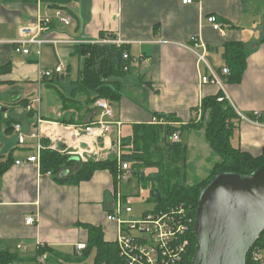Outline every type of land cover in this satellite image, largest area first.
<instances>
[{
  "label": "crops",
  "instance_id": "obj_1",
  "mask_svg": "<svg viewBox=\"0 0 264 264\" xmlns=\"http://www.w3.org/2000/svg\"><path fill=\"white\" fill-rule=\"evenodd\" d=\"M56 5L67 8L72 23L62 26L54 21L44 37L60 43L44 45L40 55L37 47L29 56L15 53L13 43L19 39L20 27L53 16ZM211 16L223 26L225 35L213 29L208 22ZM103 35L128 42L137 61L134 64L143 68L145 76L137 85L135 81L125 84L122 100L111 104L116 105L112 121L120 127L99 140L100 149H114L118 139L132 136L136 125L151 124L157 114L174 116L183 125L201 119L198 109L202 101L221 92L216 85L201 84L207 69L183 47L201 36L208 47V64L220 77L219 71L226 68L224 44L244 43L248 56L245 75L240 84L225 83V92L238 114L261 112L262 125L240 123L233 144L253 156L263 153L264 0H197L191 5L182 0H0V68H4L0 75V161H11L0 177V252L16 254L29 264L50 259L63 264L74 256L83 257L86 252H79L77 246L89 243L86 226L100 228L105 242H116L117 224L107 219L112 207L108 192L115 191V179L109 171H98L90 181L74 185L59 183L43 174L41 166L26 162L35 153L37 141L30 135L39 131V118L63 127L78 126L64 122L70 119L83 125L99 120L95 106L65 110L63 101L75 95L74 87L70 96L66 95L62 84L72 71V62L81 63L73 47L99 42L105 39ZM59 65L65 68L60 83L39 81L41 70ZM34 88L45 95L37 100L38 110L27 98ZM78 100L80 107L86 98L79 96ZM17 108L24 110L23 117L13 114ZM24 122L29 126L24 128ZM18 124L27 136L24 146L14 128ZM45 140L48 146L52 143ZM31 216L36 218L35 225L26 223ZM42 247H48L49 252L32 262Z\"/></svg>",
  "mask_w": 264,
  "mask_h": 264
},
{
  "label": "trees",
  "instance_id": "obj_2",
  "mask_svg": "<svg viewBox=\"0 0 264 264\" xmlns=\"http://www.w3.org/2000/svg\"><path fill=\"white\" fill-rule=\"evenodd\" d=\"M56 6V9L63 7ZM108 37L115 38L111 35ZM223 47L222 58L230 74L223 75V70H220L221 79L224 83L240 84L248 64L245 45L243 42H227ZM73 48V54L82 59L84 63L78 80L75 82L74 99L68 98L63 101L66 106L65 110L82 111L84 106H95L99 99H106L111 104L120 102L125 95L123 78L131 72L135 63L130 45L118 47L114 44L81 43ZM125 53L130 56L129 59H124ZM3 71L4 68H0V75ZM52 83H60V78H52ZM79 96L86 98L83 106L80 107ZM222 96L221 91L217 96L208 97L202 101L201 119L197 122L183 125L174 116L157 114L155 117L164 119L168 124L136 125L133 135L122 139V160L130 164L132 173L138 176L142 183L150 181L156 185L150 191L149 198V201L156 204V210H167L173 206L184 205L189 209L195 222L200 195L215 176L221 173H235L247 177L264 164V149L261 155L253 156L233 144L235 132L242 120L228 100L222 103L218 102ZM64 122L69 125H83L82 121L74 119ZM183 130H203L204 138L213 154L220 158L219 161L213 163L207 176L198 182H190L188 145L170 141V138L176 133L181 136ZM48 143V140H44L45 146H48ZM80 163L78 159L69 154H61L47 149L41 156V172L43 174L50 172L59 183L78 185L90 181L96 172L107 170L114 176L115 187L117 186V160H97L95 157H90L87 161H83L77 170L72 171L74 166ZM10 165V160L0 161V177ZM148 169L157 171L146 176ZM66 171L72 172L62 176ZM86 228L90 237L88 245L86 244V250H84L86 253L83 256L87 257L93 249H97L95 264H122L116 243L105 242L100 228L93 226H86ZM192 229L190 264L193 262L196 251L194 223ZM263 242L264 233L248 254L247 264H252V251ZM47 252H49L48 247L39 248L32 262H36ZM0 264H29V261L16 254L0 252Z\"/></svg>",
  "mask_w": 264,
  "mask_h": 264
},
{
  "label": "built area",
  "instance_id": "obj_3",
  "mask_svg": "<svg viewBox=\"0 0 264 264\" xmlns=\"http://www.w3.org/2000/svg\"><path fill=\"white\" fill-rule=\"evenodd\" d=\"M197 0H182L184 5H191ZM54 21L62 26H69L72 23V17L67 12L66 7L57 9L53 16L40 17L36 23L25 24L19 29V39L13 44L15 53L29 56L34 47L38 48V54H41V49L47 44H58V41L48 40L44 37L45 33L51 31ZM208 22L212 25L215 31L225 35L223 26L218 22L217 18L211 16ZM114 44L118 47L129 45L128 42L120 38H105L99 42ZM183 47L192 52L198 58V63L205 65L207 74L202 75L201 84H212L220 87L223 96L218 99L222 103L230 98L225 92V83L220 75L215 72L208 64L207 53L208 47L201 36H196L192 39L189 45ZM127 53L124 54V59H129ZM140 60V59H139ZM137 62V61H135ZM128 70V68H126ZM65 68L62 65L57 66L53 70H41L39 81L43 82L46 79L57 77L58 79L64 73ZM228 68L223 69V75H229ZM40 101V100H39ZM95 107L98 109L100 118L98 121L91 122L88 125H78L71 127H63L58 123L43 121L39 118V131L30 135L31 139L37 141L33 150L35 153L27 158L28 163L41 166V156L43 151H57L61 154H70L74 157H79V160L87 161L90 157H95L97 160H105L104 157L113 152L112 148L100 149L98 143L100 139L107 137L115 127L119 128L120 124L114 123V111L111 103L106 99H99ZM31 110V107H29ZM198 114L201 116L202 108L198 109ZM241 120L255 125H262L259 119L262 113L254 112L251 116L241 115ZM154 125H167L164 119L154 117L152 123ZM180 125V124H177ZM15 131L19 137V144L24 146L27 141V136L22 131L20 124L16 125ZM71 133L77 142L72 145L67 138V134ZM50 139L52 143L49 146L44 145L45 139ZM65 145L64 149L59 147V144ZM86 143L89 150L81 149V144ZM172 143H182V138L179 133L172 136ZM122 139H118L115 148L118 156V174L117 183L121 180H126L127 174L131 172L130 164L122 160ZM17 164H21L20 161ZM47 176H52L49 172ZM115 202L112 204L108 212L107 219L110 222L117 224L116 245L119 252V258L122 264H190V250L192 244V226L194 220L189 209L184 205L173 206L167 210H155L147 212L143 215L140 221L123 220L124 214L132 213V207L125 204L124 197L120 192L115 191ZM27 225H35L36 218L28 217ZM18 249L24 250L23 246ZM79 252L86 250V244L77 246ZM252 264H264V242L256 247L251 254Z\"/></svg>",
  "mask_w": 264,
  "mask_h": 264
},
{
  "label": "water",
  "instance_id": "obj_4",
  "mask_svg": "<svg viewBox=\"0 0 264 264\" xmlns=\"http://www.w3.org/2000/svg\"><path fill=\"white\" fill-rule=\"evenodd\" d=\"M81 149L89 147L82 143ZM194 233L192 264H247L248 254L264 233V164L247 177L215 176L200 195Z\"/></svg>",
  "mask_w": 264,
  "mask_h": 264
},
{
  "label": "rangeland",
  "instance_id": "obj_5",
  "mask_svg": "<svg viewBox=\"0 0 264 264\" xmlns=\"http://www.w3.org/2000/svg\"><path fill=\"white\" fill-rule=\"evenodd\" d=\"M78 59V57H76ZM83 60L81 59V68L79 69V61L74 60L72 62V71L67 75V80L63 82V92L66 95L70 96V93L72 92L73 87H75V82L78 79V75L80 70L83 67ZM205 66V65H204ZM145 72L141 66L138 64H134L133 68L130 73H128L125 78H123L125 84H132L134 81L137 83H140L144 80ZM134 89L132 88V91L130 92L131 95L134 93ZM43 97L45 98V95L42 91H39V89L34 88L33 92L27 96L29 100L32 101V106L35 110H38L39 103L37 100ZM113 111L116 109V105L112 106ZM26 111V110H25ZM42 113H45V109L42 106ZM14 115H18L23 117L25 112L22 108L16 109L13 111ZM29 120L28 118L26 119ZM242 121L241 123H243ZM23 127H28L29 125L25 122L22 124ZM127 133V129L125 130V134ZM181 138L184 144L188 145L189 151H188V172L190 176V182H198L201 179L205 178L208 174V171L211 169L213 163L216 161H219L220 158L215 156L206 142L204 138L203 131H189V130H183L181 133ZM172 142V138H170ZM69 154V153H68ZM70 155V154H69ZM72 156V155H71ZM74 157V156H73ZM79 158V157H75ZM107 159L111 160H117L118 156L116 153V148L114 147L113 153L107 157ZM81 163L83 160H79ZM80 164H77L74 166L72 171L77 170L80 167ZM71 171V172H72ZM157 170L155 169H148L146 170V176H150L152 173H155ZM126 180H121L117 183V186L115 187V191L120 192V194L125 199V204L127 206L132 207V213L130 214H124L122 216L123 220L127 221H140L143 217V215L147 212H153L156 210V204L154 202L149 201L150 198V191L153 187H156V185H153L152 182H145L142 183L138 176L134 175L132 171L127 174ZM108 198L111 199V204L115 202V196L114 192L109 191L108 192ZM97 255V249H93L87 257H81L76 258L75 256L71 258V261H62L63 264H95V257ZM40 264H55V261L50 259V261L42 262Z\"/></svg>",
  "mask_w": 264,
  "mask_h": 264
},
{
  "label": "bare ground",
  "instance_id": "obj_6",
  "mask_svg": "<svg viewBox=\"0 0 264 264\" xmlns=\"http://www.w3.org/2000/svg\"><path fill=\"white\" fill-rule=\"evenodd\" d=\"M67 138L69 139V142L72 144V145H75L77 142L75 141L73 135L71 133H68L67 134Z\"/></svg>",
  "mask_w": 264,
  "mask_h": 264
}]
</instances>
